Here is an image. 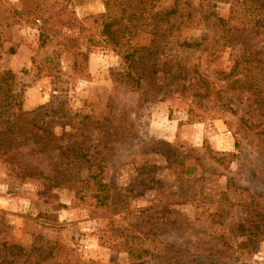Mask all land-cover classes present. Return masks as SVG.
<instances>
[{"label":"rangeland","instance_id":"374dc122","mask_svg":"<svg viewBox=\"0 0 264 264\" xmlns=\"http://www.w3.org/2000/svg\"><path fill=\"white\" fill-rule=\"evenodd\" d=\"M49 1L95 45L78 75L58 39L40 48L36 26L8 31L0 264H166L164 244L192 264H264V74L250 65L260 85L234 82L236 64L264 60V28L249 29L262 12L251 0H139L130 24L134 0ZM124 52L136 53L130 76ZM52 98L58 111L43 108Z\"/></svg>","mask_w":264,"mask_h":264},{"label":"trees","instance_id":"16d2710c","mask_svg":"<svg viewBox=\"0 0 264 264\" xmlns=\"http://www.w3.org/2000/svg\"><path fill=\"white\" fill-rule=\"evenodd\" d=\"M133 0H127V5H130ZM216 1H223V0H216ZM19 2V9L17 10L14 7H10L9 0H0V54L2 52L14 54L15 53V47H9L8 49H3L4 41H7L6 39L9 38V29L12 25L16 24H31L37 27L39 30V47L45 48L46 46L53 43V41H56L58 39L59 43V49L58 51L60 53L68 54L71 59L73 60L76 73L79 75L84 74V70L87 68V61L89 54L91 52V48L95 45L92 41H90V38L85 33L87 31V28L83 26V23H80V21L73 16V13L70 10H67L65 7H54V4L50 2L49 0H18ZM135 7L132 9L133 11L127 12V18L128 22L130 24H133V22H138L140 14L138 13V7L137 5L140 4L139 0H134ZM252 6L254 7L253 12L261 11L264 15V0H251ZM137 4V5H136ZM209 12V8L207 9ZM171 15L170 19H174V16L176 14L175 10L172 12L166 13L167 15ZM210 15L212 13L210 12ZM157 16H161V12H158ZM163 19V18H162ZM232 20V19H231ZM168 22V19L163 21L164 24ZM240 23V22H239ZM242 25L241 29L246 30L244 24L240 23ZM135 27V26H133ZM254 28H249L250 30L253 29L255 34H258L260 29H263L264 27L255 24L253 26ZM234 28L237 29V27L234 25ZM64 30V32H62ZM109 27L107 29L108 33ZM88 39L87 42H83L82 39ZM187 47H191L190 45L186 44ZM257 51L255 50V53ZM264 52V51H263ZM258 54L261 53V51L257 52ZM256 53V54H257ZM135 54L136 53H128L124 52L122 59L125 64L128 66V72L127 75H132L131 69L134 68V61H135ZM250 54L252 55L253 52L250 51ZM254 66L258 69L260 74H264V60L260 57L258 58L253 57L249 60H242L240 63L235 65L238 67H241V71H238L235 76L239 75V78L237 81L234 82L240 84V88L244 90H250L253 83H256L257 85H260V79L254 78V75L252 72L249 71L248 66ZM233 67L232 71L235 70ZM229 76H233L232 73L229 74ZM137 81V78H133V80ZM254 79V80H253ZM15 81V75L11 71H5L0 75V86H3L4 84H14ZM2 89V88H1ZM0 89V90H1ZM7 91V90H6ZM54 92H57L56 88L53 90ZM6 95V98H5ZM54 97V95H52ZM9 97L12 98L13 96L7 94L2 95L0 93V124H2V128L0 130V150L3 149V152H0V158L8 159V161L13 160L14 158L12 154L9 152L11 144L6 145L5 141H7L8 135L11 133V129L9 124L7 122H3L7 119H9L10 113L8 110L4 109V103L5 99L7 100ZM56 98H52L50 102L45 105L43 108L48 109L49 111H56L58 108V105L53 103V100ZM5 105L9 108V103ZM60 106V105H59ZM58 111V110H57ZM61 114L60 116L65 117V114L63 112V108L61 107L60 110ZM57 113V112H53ZM22 114V113H21ZM21 114L12 115L16 120L21 119ZM246 112L243 114L245 115ZM242 123L244 125H247L246 120L244 118L241 119ZM21 120L19 121L20 124ZM14 126V125H13ZM16 127V125H15ZM247 127L250 129L252 125L250 124ZM22 129L19 128V130ZM14 130V129H13ZM15 131V130H14ZM258 134L264 133V128L262 130H258ZM25 173L29 177H42L45 179H48L43 173L35 170H25ZM54 180V178H53ZM55 181V180H54ZM126 248L129 245L128 240L125 238V242L123 244ZM128 249V253L130 255H133V252L130 248ZM164 252H162L161 256L165 257V263L166 264H192L190 262H186L183 258V255L181 253L179 254L178 247L174 246L172 244H164ZM173 254V256H172ZM135 259L140 260V256H134ZM164 262V261H163Z\"/></svg>","mask_w":264,"mask_h":264}]
</instances>
